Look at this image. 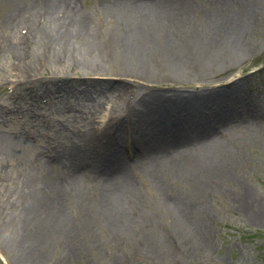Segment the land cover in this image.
<instances>
[{"label": "bare ground", "instance_id": "obj_1", "mask_svg": "<svg viewBox=\"0 0 264 264\" xmlns=\"http://www.w3.org/2000/svg\"><path fill=\"white\" fill-rule=\"evenodd\" d=\"M90 1L0 0V64L15 75L20 109L47 98L46 109L83 128L55 125L59 135L46 136L0 108V247L13 264L62 251L59 264H89L101 229L144 250L140 241L194 225L212 193L240 183L243 151L257 143L242 118L208 116L242 113L243 81L222 87L215 75L250 53L261 0Z\"/></svg>", "mask_w": 264, "mask_h": 264}, {"label": "rangeland", "instance_id": "obj_2", "mask_svg": "<svg viewBox=\"0 0 264 264\" xmlns=\"http://www.w3.org/2000/svg\"><path fill=\"white\" fill-rule=\"evenodd\" d=\"M261 1L263 3L261 14L254 19L253 28L247 34L252 45L250 53L235 66L224 65L223 71L215 75L216 83L222 87L228 86L232 80L243 81L240 85L241 90L248 95L243 93L246 97L238 103L237 108L241 109L242 113L208 116L211 121L242 118L254 126L250 133L257 143L243 151L244 162L241 170L237 172L241 182L237 184L231 182L229 190L212 193L207 201L206 212L201 215L195 214L194 225L183 220V224L172 228L165 225L168 229L163 230L166 232H163V236L154 234L147 242L140 241L138 245L144 247V250H137V242L132 243L127 238L108 236L103 229L94 231L98 247L97 251H93L89 264H113V258L116 256L123 260L120 264H264V0ZM90 2V0H82L80 6L87 9ZM45 74L48 76L52 74L49 67H45L42 71V75L45 76ZM10 75H12L11 71H7L5 66L0 64V108H4L5 119H13L11 109H18L17 116H20L17 117L18 122L22 124L28 122L29 126L38 125L46 136L59 135L62 130L58 132L55 125L67 126L70 131L83 129L78 123L79 120L67 118L65 115L67 113L59 115L55 111H50L49 108L46 109L45 106L49 100L47 98L40 100L41 104L43 102L42 105H36L37 103L33 102L29 106L28 114L23 113L20 106L24 102L19 97L13 96L11 88L14 86L10 83L12 78ZM12 76L15 78V75ZM72 77L74 80L86 78L79 73ZM46 81L44 78V82ZM166 85L173 84L164 86ZM82 87L86 86L82 85ZM27 98L33 101L34 93ZM243 104L244 107L241 108ZM69 113L70 111L68 115ZM122 114L124 118L126 113L123 111ZM130 118L126 117L127 125L133 123ZM101 120H106L103 111L97 113L96 124L100 125ZM217 128L221 129V132L225 131L222 126ZM33 143L36 142L33 141ZM123 147L125 156L128 157L124 164L133 163L135 158L129 154L128 143H124ZM3 175L0 173L2 182ZM10 186L16 188L20 185L18 181L13 180ZM245 186L251 190L250 193L242 188ZM151 225L153 226L147 222L143 224L146 229ZM141 232L142 229L134 231L135 239L141 237ZM56 241L57 244H54L61 251L65 240L58 236ZM60 253L55 256L50 255L46 264H59ZM0 264H13L12 257L7 255L1 247Z\"/></svg>", "mask_w": 264, "mask_h": 264}]
</instances>
